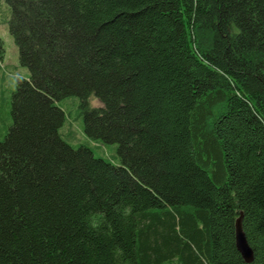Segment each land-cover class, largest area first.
Here are the masks:
<instances>
[{
    "label": "trees",
    "instance_id": "obj_1",
    "mask_svg": "<svg viewBox=\"0 0 264 264\" xmlns=\"http://www.w3.org/2000/svg\"><path fill=\"white\" fill-rule=\"evenodd\" d=\"M0 22L28 70L0 264H247L240 218L264 264V0H0ZM67 99L118 164L65 139Z\"/></svg>",
    "mask_w": 264,
    "mask_h": 264
},
{
    "label": "rangeland",
    "instance_id": "obj_2",
    "mask_svg": "<svg viewBox=\"0 0 264 264\" xmlns=\"http://www.w3.org/2000/svg\"><path fill=\"white\" fill-rule=\"evenodd\" d=\"M0 37L4 45V57L0 65V140L5 132V128L10 124L8 101L11 91L17 78H27L28 70L19 63L18 49L8 32L6 24L0 22ZM73 99H67L59 106L66 114V121L62 128L65 139L72 145L87 144L95 150L100 157L113 160L118 164L116 157V147L114 145L98 144L90 141L82 130V120L79 116L78 108ZM99 105L97 101L92 102V106ZM115 155V158H114Z\"/></svg>",
    "mask_w": 264,
    "mask_h": 264
},
{
    "label": "water",
    "instance_id": "obj_3",
    "mask_svg": "<svg viewBox=\"0 0 264 264\" xmlns=\"http://www.w3.org/2000/svg\"><path fill=\"white\" fill-rule=\"evenodd\" d=\"M235 244H236V249L241 255L244 262L247 264L252 263L253 260L252 252L244 237V233L241 225V218L238 219L235 224Z\"/></svg>",
    "mask_w": 264,
    "mask_h": 264
}]
</instances>
